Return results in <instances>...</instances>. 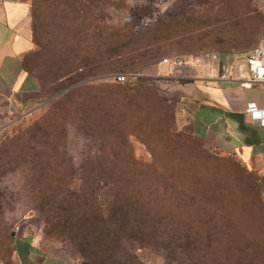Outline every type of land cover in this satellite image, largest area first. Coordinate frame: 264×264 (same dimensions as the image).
<instances>
[{
    "label": "rangeland",
    "instance_id": "374dc122",
    "mask_svg": "<svg viewBox=\"0 0 264 264\" xmlns=\"http://www.w3.org/2000/svg\"><path fill=\"white\" fill-rule=\"evenodd\" d=\"M27 1L40 16L39 48L25 64L35 94L23 111L11 114L0 139V252L8 253L11 233L26 224L38 229L46 244L61 246L82 264H146L138 248L145 250L142 259L192 264L186 236L199 238L202 264H210V255L216 257L211 264H264V236L255 233L259 223L264 225V184L232 155L191 136L188 152L214 179H188L178 193L174 187L159 189L157 199L153 195L143 206L135 200L136 190H145L139 177L168 178L174 160L172 112L158 103L162 95L147 78L153 79L160 63L225 52L245 56L256 46L264 48V6L256 0H94L87 8L88 35L84 29L83 35L64 39L54 21L61 12ZM93 29L104 42L118 32L117 43L127 50L122 71L95 77L137 90V106L118 114L112 110L106 118L116 137L74 116L57 126L38 121L51 101L94 77L81 76L76 68L82 54L76 49L93 45ZM86 63L83 72L92 67ZM126 73L138 79L118 83L117 75ZM86 95L73 96L72 105ZM80 176L106 178L95 187V208L76 203ZM111 176L121 178L119 185ZM117 190H124L131 205L124 211L112 205ZM213 231L217 239L207 248Z\"/></svg>",
    "mask_w": 264,
    "mask_h": 264
},
{
    "label": "crops",
    "instance_id": "0c3cea01",
    "mask_svg": "<svg viewBox=\"0 0 264 264\" xmlns=\"http://www.w3.org/2000/svg\"><path fill=\"white\" fill-rule=\"evenodd\" d=\"M256 2L264 6V0ZM35 46L29 2L0 0V127L8 125L11 114L23 111L35 94L24 69V59ZM245 56L225 52L160 63L153 84L172 107L179 129L235 156L264 184V126L253 124L247 111L249 102L253 109H264V84L243 86L248 76ZM63 250L46 244L38 229L24 224L11 233L9 251L0 252V264H82ZM143 252L138 249L137 256L146 264L163 263L154 257L142 259Z\"/></svg>",
    "mask_w": 264,
    "mask_h": 264
},
{
    "label": "trees",
    "instance_id": "16d2710c",
    "mask_svg": "<svg viewBox=\"0 0 264 264\" xmlns=\"http://www.w3.org/2000/svg\"><path fill=\"white\" fill-rule=\"evenodd\" d=\"M94 0H36L39 5L49 4V7H52L53 11L57 10L61 12L58 18H55V24L58 25V28L63 31V38L67 37V34H77L83 35L84 29L87 30L86 36L88 35V29L91 25V16L87 13V8L90 4H93ZM100 1V0H99ZM87 2V3H86ZM30 4V3H29ZM30 14L32 17V35L35 43V48L30 52L24 59V69L28 72L25 67L26 61L34 54L39 48V42L36 38L35 30L36 23L39 19V14L30 4ZM95 28V26H94ZM90 35L95 38V42L88 49L78 48L77 53L79 54L82 51V54L78 56L79 62L76 63V68H81V76H96L100 73H110L122 71V62L126 56L127 50L123 46L118 45L117 41L120 38L118 32L110 33L111 40L104 42L105 39H100V32L91 30ZM84 36V38L86 37ZM67 45H65L63 51L65 52ZM92 63V67L87 68L83 72V66ZM91 77V78H94ZM89 78V79H91ZM86 79V80H89ZM116 80V77H115ZM153 81V79H148L146 81ZM97 81V82H96ZM95 82V83H93ZM115 82V81H114ZM109 80L104 79H95L89 82L81 83L79 86L74 87L70 91L61 95L58 99H55L49 103V107L42 115L38 121L42 123L58 125V122L64 121L67 117L74 116L77 121L83 122L84 124L93 122L92 126L94 129H101L104 134L115 136L118 131H113L108 126H105L106 118L109 119L110 112L113 110V113L118 114L125 107L137 106V90L133 88H125ZM118 83L120 81H117ZM130 82V81H125ZM82 92H86V95L83 99H80L79 102L72 105L74 101L73 96L79 95ZM103 99H101V97ZM158 97V96H157ZM163 98V96H161ZM161 97H158V103L161 102L165 105L168 111L172 112V150L174 154V160L172 163V173L168 178L160 177H150V176H140V185L145 186L143 192L141 190L136 194L135 200L138 202H144L142 204L146 205L148 201L151 200V197L154 196V200L157 199V193L159 189L168 190L170 187H174L175 192H181L185 187L188 179H195L198 182L203 177L214 179V173L206 172V167L199 159L198 156L191 154L187 150L188 142L192 143V137L197 138L196 136L187 133L179 129L175 123L174 112L172 107L164 101ZM165 102V103H164ZM65 104V108L58 106ZM69 106V107H68ZM109 114V115H108ZM190 136H189V135ZM116 137V136H115ZM1 139V138H0ZM198 139V138H197ZM215 149V148H214ZM217 150V149H215ZM219 151V150H217ZM220 152V151H219ZM229 155V154H227ZM235 157V156H234ZM244 165V164H243ZM245 166V165H244ZM210 173V174H208ZM113 178V184L119 185L121 178L116 176H111L108 179ZM80 183L79 194L76 196V203L78 207H91L95 208L98 203L97 190L95 187L99 185L105 177H78ZM194 181V180H193ZM124 190H117L113 195V207L117 210L124 211L130 207V203L126 202L128 197L122 196ZM120 193V194H119ZM81 216H84L85 219H89L88 215L80 213ZM262 222H264V215H262ZM199 223H196L197 226ZM262 223H259V228H256V234H263L264 236V225L261 228ZM193 232L196 234L199 233L200 227L198 226ZM263 233H262V230ZM216 231H213L208 235L206 243L207 248L213 245L214 241L217 239ZM186 238V240H185ZM184 238L185 245L184 248L188 249V256L192 264H202V251L201 243L197 237H188ZM143 248V247H140ZM139 249V248H138ZM193 253V254H192ZM167 257V255L165 256ZM209 261L214 262L216 257L208 258ZM210 262V264H211Z\"/></svg>",
    "mask_w": 264,
    "mask_h": 264
},
{
    "label": "built area",
    "instance_id": "2783aa9c",
    "mask_svg": "<svg viewBox=\"0 0 264 264\" xmlns=\"http://www.w3.org/2000/svg\"><path fill=\"white\" fill-rule=\"evenodd\" d=\"M166 61V60H164ZM245 63L248 67V76L245 78L243 86H251L252 84H264V48L259 45L252 48L245 56ZM226 75H222V78H225ZM138 79L137 74L126 73V74H118L117 80L120 82L130 81L135 82ZM264 95V90H262ZM254 104H247V111L250 112L252 117V123L255 125L264 126V109H253ZM13 119H10L8 124L12 122ZM6 128L5 126L0 127V138L2 132Z\"/></svg>",
    "mask_w": 264,
    "mask_h": 264
},
{
    "label": "water",
    "instance_id": "95a60500",
    "mask_svg": "<svg viewBox=\"0 0 264 264\" xmlns=\"http://www.w3.org/2000/svg\"><path fill=\"white\" fill-rule=\"evenodd\" d=\"M99 78H101V77H94V78H91V79H89V80H85V81H83V82H81V83H85V82H89V81H91V80H95V79H99ZM81 83H79V84H81ZM78 85V84H77ZM69 89V88H68Z\"/></svg>",
    "mask_w": 264,
    "mask_h": 264
}]
</instances>
